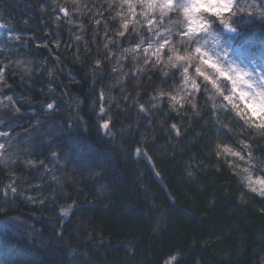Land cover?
Listing matches in <instances>:
<instances>
[{
  "label": "trees",
  "instance_id": "1",
  "mask_svg": "<svg viewBox=\"0 0 264 264\" xmlns=\"http://www.w3.org/2000/svg\"><path fill=\"white\" fill-rule=\"evenodd\" d=\"M130 2L121 37L126 0H0V264H264V197L238 172L239 157L216 155L217 144L251 152L264 175V130L224 99L243 109L248 97L199 53L184 62L199 90L185 87L183 67H165L167 46L158 64L144 52L156 31L188 39L171 23L179 10L154 12L149 31L144 0ZM253 3L264 9L235 0L232 10ZM207 15L210 30L181 54L201 46L232 76L216 56L234 51L264 70V17L252 7L226 24ZM141 35L143 45L123 51ZM197 66L223 95L213 99Z\"/></svg>",
  "mask_w": 264,
  "mask_h": 264
},
{
  "label": "clouds",
  "instance_id": "2",
  "mask_svg": "<svg viewBox=\"0 0 264 264\" xmlns=\"http://www.w3.org/2000/svg\"><path fill=\"white\" fill-rule=\"evenodd\" d=\"M235 0H231V3L234 4ZM111 7V5H109ZM123 7V5H121ZM142 16L146 23H149L152 21L150 17L154 12H158L161 19L163 17L168 16L169 12H175L179 10V18L173 20L172 26L176 28L178 31L179 28H187V32L184 33L188 37L187 40L181 39L177 40L175 43L171 42V34L168 37L169 44H168V51L170 55L165 60V67L171 66L172 68H176L178 65L183 67V73L184 76V85L185 87H188L189 85L191 87L196 85V81L194 77H189L188 72L184 71L186 66H184V62H194L197 59L196 54H200V62L204 65L205 57H207L210 60H213V55L210 54L208 51H202L201 46H197L194 48L193 51H189L188 47L185 46L183 53L181 54L180 46L188 45L195 33L197 32H208L211 28L212 22L207 15V13H211L213 16L218 18L219 22L221 24H225L226 21H231L232 17L238 15V13L245 12L248 10L249 7H252L255 9L256 13L260 17H264V9H261L253 3L252 5L248 6H240L237 5L235 10H231L229 15H225L226 9L230 7L229 0H215V2H201V0H181L180 3H177L175 7H160L156 4H149V3H142ZM135 4L130 3L128 5V8L126 12L123 14L124 21H127V17L129 15L135 16ZM217 12L220 13V15H217ZM117 15H120V13H117ZM124 24V22L122 23ZM140 24L141 21H135L133 31L140 33ZM176 26H179L178 28ZM159 24H154L153 28H158ZM167 31V29H165ZM79 38V37H78ZM139 43H144L143 35H141ZM152 47H156L155 41H151ZM108 45L105 43L104 47ZM124 52H133L134 49H124ZM120 59H123V54L119 57ZM25 71L30 72L31 68H26ZM234 75H232V83L233 85H246L248 89L251 90V95L245 91H241L239 98H241L242 95H246L250 102H253L255 100H260L262 97H264V82H257L255 77L251 74V70H244V69H230ZM241 72H243V75H241ZM215 93L213 94V99H215V95H223V91L220 89H217L214 87ZM219 107V105H218ZM224 107H227V105H224Z\"/></svg>",
  "mask_w": 264,
  "mask_h": 264
},
{
  "label": "snow or ice",
  "instance_id": "3",
  "mask_svg": "<svg viewBox=\"0 0 264 264\" xmlns=\"http://www.w3.org/2000/svg\"><path fill=\"white\" fill-rule=\"evenodd\" d=\"M126 2H128L129 4L131 3L130 0H126ZM144 3L156 4V5H159L160 7H164V6L175 7L177 4V3H175V0H144ZM229 4H230V7L226 9V11H228V12H230L231 8L233 7L231 0H229ZM61 11H64V9L61 8ZM66 15H67V13H66ZM217 15H220V13L217 12ZM97 23H99V21H97ZM148 24L150 25L149 31H152L154 22L150 21ZM225 24H226V22H225ZM81 27H83V25H81ZM122 28H123V31H120L118 33V35L121 37L124 36L125 32L128 29V21H125L124 24H122ZM170 34L171 33H168L167 35H165L164 33L160 32V31L154 32V35L156 37H159V40L155 41L156 47H152V44L150 41L148 46L144 48L145 53H148L150 50H152L151 55L156 57V63L157 64L160 61V56H161L162 50H164L166 46L168 48V44H169L168 37ZM15 39H19V36H16ZM77 39H79V38L77 37ZM143 44L139 43L134 48H128V49H134L133 52H135L136 49H138ZM107 47H108V45L105 46V48H107ZM145 63H148V60H145ZM204 63L206 65H210L211 68L216 69L220 73L221 76H227L228 79L232 80V77L227 72H225L220 67V65L218 63L213 62L212 60L208 59L207 57H205ZM97 64H99V61H97ZM188 70H189L188 67L184 69V71H187V72H188ZM196 72H198L201 76H203L205 78V80L210 81L212 83L213 87H216L217 89L222 90L220 84L216 81V79L209 76L208 73L203 71L200 66L196 67ZM3 73H4V69L0 68V81H2L4 79ZM193 89L198 91L199 86L196 84L195 86H193ZM164 95H165V93H163V92L160 93V96H164ZM245 97H246V95H242L240 99L245 100ZM7 99L11 102L12 97L9 96V97H7ZM171 99L174 102H179L177 97H175V96H172ZM224 99L227 100L229 102V104L232 105V108H234L236 110L237 115L241 119L244 120L246 125H248L249 127H255L257 130H264V97H262L260 100H255L253 102H250L249 100L246 101L245 107L243 109H241L236 103L233 102L231 95L224 96ZM173 106H175V105H173ZM192 106H193V108H195V104H193ZM47 107L49 109H52L53 105L48 104ZM140 107H141V110H143V106L141 105ZM213 107H216V105H213ZM16 111L18 112L19 109H16ZM100 111L103 112L104 109L101 108ZM257 119L259 120V123L256 122ZM102 127L105 129H108L110 127V123L108 121H105L103 123ZM171 127H172V129L176 130L177 135L180 134L179 129H177V126L175 124H173ZM0 135H6V134L0 133ZM241 143L244 144L245 148L250 147L244 141H241ZM3 147H4L3 145H0V157L3 156V152H2ZM217 149H219V151L216 152L217 156L221 155L222 153H225V154H230L232 156L239 157L241 160L245 159L244 155H242L240 152L234 151L228 145L217 144ZM141 151L142 150L139 148L136 149V153L138 155L141 153ZM247 157L249 160L252 159L251 152L247 153ZM27 163H32V162L28 161ZM245 171H248V169H245ZM248 181H249V187L251 188V191L257 193L261 197H264V179H257L255 181H253L251 175H249ZM254 184L259 185L260 187H255ZM9 187H11V186H9ZM11 191L14 193V192H16V189L14 187H12ZM62 211L64 212L65 215H67V210L62 209ZM175 259H176V257L173 256L169 259V261H166L165 264H171V261L175 260Z\"/></svg>",
  "mask_w": 264,
  "mask_h": 264
},
{
  "label": "rangeland",
  "instance_id": "4",
  "mask_svg": "<svg viewBox=\"0 0 264 264\" xmlns=\"http://www.w3.org/2000/svg\"><path fill=\"white\" fill-rule=\"evenodd\" d=\"M201 1L207 2L209 0H201ZM211 1L215 2V0H211ZM216 57H217V61H220V63L223 65L225 69L251 70V74L255 77L257 82H264V70L251 64L249 61H247L242 55L238 54L237 52L226 51L223 53L222 56H216ZM241 75H243V72H241ZM241 88L243 91L247 92L249 96L251 95V90L248 89L246 85L241 84ZM245 169H248V171H245ZM238 172L242 175L244 181L248 186H249V181H248L249 175H251L253 181L257 179H264V175L260 174V169L257 166V164L254 163L252 160H249L248 157H245V159L243 160L240 159ZM254 186L260 187L259 185H255V184Z\"/></svg>",
  "mask_w": 264,
  "mask_h": 264
}]
</instances>
